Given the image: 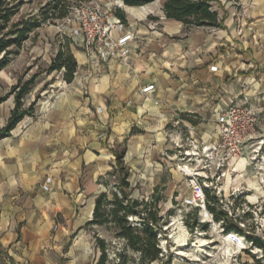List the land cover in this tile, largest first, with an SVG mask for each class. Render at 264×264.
I'll use <instances>...</instances> for the list:
<instances>
[{
	"label": "crops",
	"instance_id": "obj_1",
	"mask_svg": "<svg viewBox=\"0 0 264 264\" xmlns=\"http://www.w3.org/2000/svg\"><path fill=\"white\" fill-rule=\"evenodd\" d=\"M100 1L120 7L136 33L130 57L90 63L72 36V81H50L30 115L0 137V264H85L77 237L92 218L99 179L116 167L115 150L125 148L129 181L155 184L164 164L217 141V113L230 103L247 101L264 116V0H216L221 25L189 28L165 16L163 0ZM20 54L0 70V87L16 84L9 66ZM39 54L26 62L30 69ZM13 107L9 93L0 127Z\"/></svg>",
	"mask_w": 264,
	"mask_h": 264
},
{
	"label": "rangeland",
	"instance_id": "obj_2",
	"mask_svg": "<svg viewBox=\"0 0 264 264\" xmlns=\"http://www.w3.org/2000/svg\"><path fill=\"white\" fill-rule=\"evenodd\" d=\"M16 1H22V4L13 20L37 12L47 0ZM71 1L72 4L78 2ZM56 25V19L45 21L39 30H35L37 32L22 43L21 54L9 66L16 67L13 72L16 83L19 79L24 81L33 73H38L33 82L35 85L36 81L41 83L50 74L48 80L39 84L40 90L33 94L35 103L32 110L37 102L44 99L46 94L43 90L53 88L48 83L50 81L57 83L62 78L63 69L44 71L50 62L42 58L45 55L52 59L61 46L65 51H69L68 44L72 40L69 28L56 32ZM32 53H40L34 60L37 63L34 69H30V65L26 64L27 61L33 60L30 58ZM10 88L7 89L1 84L0 96L8 95ZM29 104L24 107H28ZM256 130L257 138L252 139L246 146L248 150L252 147L257 148V155L253 159L247 156L246 160L237 161L233 168L232 165H225V174L221 176L218 175L222 168L213 165L198 166L199 177L206 180L216 193L221 195L223 207L228 209V218L224 222L216 220L206 206L193 199L190 175L189 172L182 170V162L166 163L157 183L153 184L150 180L130 181L128 187L132 197L144 199L149 205L158 208L159 218L156 223L161 227L157 232L161 247L158 258L151 262L142 259L140 252L132 248L124 237L118 235L117 228L111 222L102 224L86 222L81 234L79 233L80 236L77 237L80 231L76 230L71 236L73 240L68 241L67 245L76 237L79 239L81 243L79 245L86 253L85 264H95L101 254L96 237L100 238L104 245L103 264H256V259H259L260 264H264V249L250 241L247 234L225 232L223 229L224 223H237L243 226L245 233L259 237L264 243V116ZM260 138L262 140H259ZM118 179L119 173L114 166L107 175L99 179L100 192H106L108 198H112L113 191L120 194L117 188ZM232 194L234 198L231 197ZM219 209L217 205V210ZM244 211H249V216L240 220L237 216ZM128 219L131 223L138 224L141 217L132 214ZM181 231L186 232V239L177 241L176 235ZM199 239L204 241L201 243ZM75 243L77 244L76 241Z\"/></svg>",
	"mask_w": 264,
	"mask_h": 264
},
{
	"label": "trees",
	"instance_id": "obj_3",
	"mask_svg": "<svg viewBox=\"0 0 264 264\" xmlns=\"http://www.w3.org/2000/svg\"><path fill=\"white\" fill-rule=\"evenodd\" d=\"M126 4L142 5L153 0H123ZM216 0H163L162 9L165 16L182 21L186 27L197 26H220L221 19L218 11L214 9L213 4ZM22 1L0 0V70L5 67L11 58L20 52L22 43L29 37L30 33L45 21L64 17L70 10L71 0H47L38 8L37 12L29 13L19 19L13 20V16L18 12ZM115 13L125 20V13L120 7L115 8ZM63 69L62 77L70 82L74 78L77 61L70 51H65L61 46L57 49L47 67V71ZM38 73H33L28 79L18 82L11 86L10 93L14 95V107L4 126L0 127V137L8 135L16 124L25 114L31 113L34 106V100L28 107L23 106V97L30 90ZM7 95L0 96V102ZM125 148L115 150L116 170L119 173L117 188L120 191L112 192V198H108L106 192H100L96 199L92 212V218L89 223H107L111 222L118 230V235L124 237L127 243L140 252V257L147 262H151L159 257L161 247L157 239V232L161 229L157 225L159 218L158 208L155 205H149L144 199H138L131 196L128 187L130 186L129 171L123 163ZM205 205L218 221H225L228 218V209L223 207L222 197L218 196L210 187L204 188ZM240 195H237L239 197ZM234 198V195L232 196ZM217 205L220 209L217 210ZM155 207V208H153ZM234 209V207H233ZM132 214H138L141 220L138 224L130 222L128 217ZM249 216V211L237 217L243 220ZM206 225V223H204ZM243 226L237 223H224L225 232L235 231L246 235L256 246L264 249V243L259 237L245 233ZM100 246L101 254L95 264H103L105 259L104 245L100 238L96 237ZM256 264H260L256 259Z\"/></svg>",
	"mask_w": 264,
	"mask_h": 264
},
{
	"label": "built area",
	"instance_id": "obj_4",
	"mask_svg": "<svg viewBox=\"0 0 264 264\" xmlns=\"http://www.w3.org/2000/svg\"><path fill=\"white\" fill-rule=\"evenodd\" d=\"M123 2L116 1L117 4ZM56 23V32L68 27L70 35L79 38L90 63L127 61L130 57V44L136 33L113 11L111 5H105L100 0H78L70 6L64 17L56 19ZM153 88L154 84L149 83L141 90L150 92ZM262 121L260 110L247 101H234L217 113V141L210 146H203L201 151H193L194 156L181 158L182 170L189 172L192 197L196 202L206 206L204 188H212L206 180L199 177L198 166L213 165L222 168L218 175L221 176L225 174V165H232L233 168L237 161L246 160L247 156L250 159L256 157L257 148L248 150L246 146L257 138L256 129ZM188 151L185 150L186 153Z\"/></svg>",
	"mask_w": 264,
	"mask_h": 264
},
{
	"label": "bare ground",
	"instance_id": "obj_5",
	"mask_svg": "<svg viewBox=\"0 0 264 264\" xmlns=\"http://www.w3.org/2000/svg\"><path fill=\"white\" fill-rule=\"evenodd\" d=\"M243 159H241L239 162H242ZM186 232L185 231H181L176 235V239L177 241H184L186 239ZM199 241L202 243L204 240L203 239H199ZM229 249V248H227ZM230 250V249H229Z\"/></svg>",
	"mask_w": 264,
	"mask_h": 264
}]
</instances>
